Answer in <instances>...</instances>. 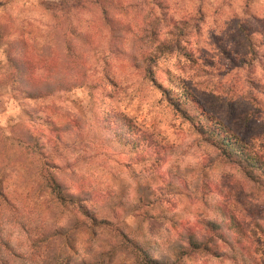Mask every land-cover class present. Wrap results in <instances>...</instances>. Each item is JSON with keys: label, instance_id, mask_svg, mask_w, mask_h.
Listing matches in <instances>:
<instances>
[{"label": "rangeland", "instance_id": "1", "mask_svg": "<svg viewBox=\"0 0 264 264\" xmlns=\"http://www.w3.org/2000/svg\"><path fill=\"white\" fill-rule=\"evenodd\" d=\"M161 1L184 35L182 52L157 60L158 86L171 88L174 95L181 86L189 88L193 100L206 112L222 119L263 153L264 95L255 84L264 90V0ZM51 2L14 0L0 5V15H12L16 26L30 27L39 49L53 29ZM75 12L70 14L75 16ZM6 47L0 43V68L5 64ZM100 48L88 55V83L69 92L36 101L18 96L9 85H0V182L12 183L13 190H34L39 158L11 149L27 139L36 123L40 131L35 136L47 164L44 171L57 174L70 190L92 192L87 204L97 217L107 219L135 242L153 238L171 218L183 226L197 225L208 215L206 204L217 184L230 191L231 202L249 226L258 244L257 257L264 264V238L252 225L256 219L264 222V177L245 168L235 175L227 156H220V150L201 140L172 108L163 89L139 76L127 58L116 49L111 52L104 39ZM105 73L115 86L104 79ZM109 110L131 117L160 144L181 150L180 157L161 163L153 157L142 160L104 143L96 117ZM74 118L83 125L60 132L59 137L44 123L51 119L63 125ZM111 237L107 233L102 238L104 245L110 246Z\"/></svg>", "mask_w": 264, "mask_h": 264}, {"label": "trees", "instance_id": "2", "mask_svg": "<svg viewBox=\"0 0 264 264\" xmlns=\"http://www.w3.org/2000/svg\"><path fill=\"white\" fill-rule=\"evenodd\" d=\"M13 1L0 0V5ZM145 1L52 0L53 29L39 49L30 27L16 26L12 15H0V43L7 44L0 85H9L18 96L36 101L82 87L88 83V55L99 51L104 39L111 52L116 49L127 58L139 76L163 89L172 108L201 140L220 150V156H227L235 175L245 168L264 177V152L256 151L250 140L206 112L193 100L189 88L181 86L174 95L171 88L158 86L154 72L157 60L182 52L184 33L167 16L168 6L161 0ZM76 9L72 16L71 11ZM102 61L106 63L104 58ZM106 74L104 79L115 86ZM255 86L264 95V90ZM96 122L104 143L121 147L142 160L153 157L161 163L182 153L160 144L123 113L109 110L97 115ZM44 123L55 137L83 125L78 118L63 125L51 119ZM33 127L27 139L20 141L19 147L12 146L11 151L14 147L22 155L26 152V157L39 158V180L34 190H13L9 185L12 183L0 182V264H261L258 244L225 186L215 184V194L206 204L208 215L197 225L183 226L171 218L169 224L154 232L153 238L137 243L122 229L113 228L107 219L97 217L87 204L92 192L70 190L57 174L44 171L47 164L35 136L40 126L34 123ZM252 225L264 238V222L256 219ZM107 233L112 234L110 246L102 239Z\"/></svg>", "mask_w": 264, "mask_h": 264}]
</instances>
